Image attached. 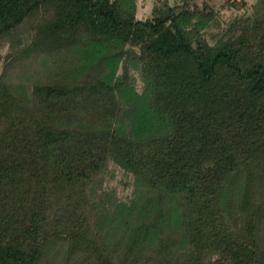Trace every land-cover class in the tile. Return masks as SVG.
<instances>
[{"label":"trees","instance_id":"trees-1","mask_svg":"<svg viewBox=\"0 0 264 264\" xmlns=\"http://www.w3.org/2000/svg\"><path fill=\"white\" fill-rule=\"evenodd\" d=\"M137 7L0 0V264H264V0Z\"/></svg>","mask_w":264,"mask_h":264},{"label":"rangeland","instance_id":"rangeland-1","mask_svg":"<svg viewBox=\"0 0 264 264\" xmlns=\"http://www.w3.org/2000/svg\"><path fill=\"white\" fill-rule=\"evenodd\" d=\"M172 0H170L171 2ZM211 3H214L216 7L223 3L225 0H208ZM248 3H252L255 0H246ZM137 16L144 18L148 16L151 12L153 0H137ZM219 13L221 16V19H228L231 17L233 13H239L241 12L240 9H233L228 6L219 8ZM224 20H220V25L223 24ZM216 30L215 26H211L210 29L206 32L207 38L211 41V34L214 35V32ZM139 87V85H137ZM102 182V188L105 190H109L112 192V197H118V198H126V196L130 195L133 188V177L132 175L122 169L120 166H118L115 163H110L108 166V171L104 175Z\"/></svg>","mask_w":264,"mask_h":264}]
</instances>
